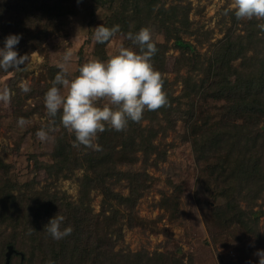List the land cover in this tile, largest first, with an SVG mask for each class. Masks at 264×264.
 Here are the masks:
<instances>
[{
	"label": "trees",
	"instance_id": "obj_1",
	"mask_svg": "<svg viewBox=\"0 0 264 264\" xmlns=\"http://www.w3.org/2000/svg\"><path fill=\"white\" fill-rule=\"evenodd\" d=\"M71 1L0 0V39L25 29L30 35L35 33L33 38L43 39L41 37L50 32L52 22L73 11ZM92 1L94 9L105 7L108 11L102 25L109 28L119 25L117 33L137 52L139 46L128 39L129 33L135 34L142 27L150 29L155 24L163 28L164 39H153L157 52L152 63L164 78L163 88L169 103L156 111L145 110L142 120L147 122L144 125L142 120L129 121L124 131L109 128L99 133L96 140L99 151L82 145L78 161L87 171L77 201L65 197L60 200L59 196L48 192L19 190L14 194V185L0 174V180L4 181L0 184V264H3L8 244L17 249L16 239L20 240L26 229L38 240L43 264L49 261L86 264L89 260L99 261L98 264H149L141 263L143 259L136 251L113 250L116 240L121 238V223L115 229H103L97 238L92 232L95 225L91 227V219L97 218V214L82 201L89 195V188L99 189L103 201L116 212L112 200L118 203L124 201L120 199L133 200L139 196L145 185L132 178H129L127 196L111 190L106 180L115 174L118 179L120 176L128 179L126 173L131 170L122 171L118 164H132L140 150L148 157L157 131L174 129L180 114L186 117L184 137L189 139L195 160L203 162L213 178L214 194L221 199L214 208L219 223L228 225L255 218V212L252 217L248 206L253 205L264 190V30L258 26L264 20H238L239 30L229 27L207 56L184 37L193 34L185 5L175 3L165 8L162 0ZM231 18L232 22L237 21L235 15ZM169 40L178 50L172 70L181 81L179 93H175L164 74ZM97 44L98 56L104 58V43ZM180 68H184V72L179 73ZM61 115L62 110L51 117L54 125L62 124ZM72 139H75L74 133L58 136L52 155L59 163L56 162L55 168L49 165L51 169L61 171L63 163L70 160ZM2 164L0 161V168ZM55 215L66 218L62 228L73 229L71 235L61 240L53 239L45 226ZM126 224L134 225L129 219ZM251 236L254 241L259 236L264 241V235L257 230H251ZM8 264H11V256Z\"/></svg>",
	"mask_w": 264,
	"mask_h": 264
},
{
	"label": "rangeland",
	"instance_id": "obj_2",
	"mask_svg": "<svg viewBox=\"0 0 264 264\" xmlns=\"http://www.w3.org/2000/svg\"><path fill=\"white\" fill-rule=\"evenodd\" d=\"M161 3L165 8L175 3L186 6L193 34L184 37L207 56L212 53L214 44L224 38L229 27L239 30L238 19L232 22L231 18L234 15L230 10L232 0H162ZM71 4L73 11L52 22L50 32L41 37L43 39L33 38L35 33L30 35L26 29L19 33L22 38L16 50L19 55H28L29 70H0V92L7 89L11 95L8 102L0 100V161L4 164L0 174L14 185V194L21 190L53 193L60 200L65 197L77 201L80 198L87 171L78 161L83 146L74 147L75 139H72L71 158L63 163L61 171L49 167L55 168L56 162L59 163L52 155L58 136L71 132L62 124L54 125L45 107V90L52 86L60 71L57 65L67 52L72 53L69 75L74 78L83 64L93 60L106 61L117 54L121 46L130 48L124 36L116 33L103 44L105 56L100 58L94 34L96 27L103 24L107 9H94L92 0H72ZM150 29L153 39H164L163 28L158 24ZM171 43L169 40L164 74L175 93H179L181 81L172 70L178 50ZM4 44L5 39H0V48ZM184 70L180 68L179 73ZM24 84L30 91H22ZM20 118L28 122L24 127L18 125ZM185 119V115L180 114L174 129L157 131L148 157L140 150L132 164H118L122 171L131 170L126 173L128 179L125 176L118 179L115 174L106 180L111 190L127 196L131 184L129 178H132L145 185L139 196L133 200L120 199L124 201L118 203L112 200L116 206V212H113L114 207L103 201L100 190L89 188V195L82 202L97 214V218L91 219V227L95 225L93 234L99 238L103 229H115L121 223V238L116 240L113 250L136 251L143 259L141 263L259 264V256L255 253L264 250V241L261 236L254 241L251 230L264 235V190L254 204L248 206L252 217L255 212L254 220L244 217L242 223L220 224L214 208L221 199L214 194L213 178L208 175L203 162L195 160L189 139L184 137ZM146 122L142 120L143 125ZM41 129L48 132L46 141L39 140L36 135ZM3 183L0 180V184ZM241 207H245L243 200ZM128 219L134 225L128 226ZM16 240L17 249L11 244V264L44 263L40 260L38 240L29 229ZM98 263L89 260L86 264Z\"/></svg>",
	"mask_w": 264,
	"mask_h": 264
},
{
	"label": "clouds",
	"instance_id": "obj_3",
	"mask_svg": "<svg viewBox=\"0 0 264 264\" xmlns=\"http://www.w3.org/2000/svg\"><path fill=\"white\" fill-rule=\"evenodd\" d=\"M230 10L238 20H264V0H232ZM258 26L264 30V23ZM119 31V25L111 28L99 25L94 36L98 43H105ZM21 38L19 34L6 37L4 47L0 48V70H29L28 55H19L16 50ZM128 39L139 46V52L121 46L117 54L106 61L93 60L80 66L74 78L69 75L71 52L57 65L60 71L47 90L44 103L50 117H56L62 110L60 122L74 133V147L83 145L99 151L100 146L94 143L99 133L109 128L124 131L129 121L139 123L145 110L156 111L169 103L163 88L164 78L152 63L157 47L151 29L142 27L135 34L129 33ZM22 91L28 92L30 87L24 84ZM10 98L7 89L0 92V100L8 102ZM27 123L24 118L18 120L21 127ZM36 135L41 141L48 139L44 129ZM65 219L63 215H55L45 225L53 239L71 235L72 227L62 228ZM255 255L259 256V264H264V250H257Z\"/></svg>",
	"mask_w": 264,
	"mask_h": 264
},
{
	"label": "water",
	"instance_id": "obj_4",
	"mask_svg": "<svg viewBox=\"0 0 264 264\" xmlns=\"http://www.w3.org/2000/svg\"><path fill=\"white\" fill-rule=\"evenodd\" d=\"M12 251H13V247H12L11 244H9V245L7 246V250L5 251V261H4L3 264H8V262H9V257H10V254H11Z\"/></svg>",
	"mask_w": 264,
	"mask_h": 264
}]
</instances>
